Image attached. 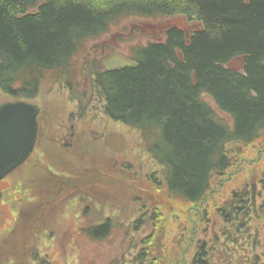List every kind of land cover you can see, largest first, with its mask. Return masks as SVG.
I'll list each match as a JSON object with an SVG mask.
<instances>
[{"label":"trees","instance_id":"16d2710c","mask_svg":"<svg viewBox=\"0 0 264 264\" xmlns=\"http://www.w3.org/2000/svg\"><path fill=\"white\" fill-rule=\"evenodd\" d=\"M163 14L188 25L138 48L137 67L98 72L93 88L107 118L141 132L170 196L193 206L203 203L214 175L232 167L231 147L264 135V0H37L31 7L0 0V91L31 102L43 74L66 69L82 41L121 17ZM204 95L232 125L216 118ZM222 205L215 215L224 225L190 264H264L263 182ZM109 229L92 233L103 239ZM125 264L157 263L141 248Z\"/></svg>","mask_w":264,"mask_h":264},{"label":"rangeland","instance_id":"374dc122","mask_svg":"<svg viewBox=\"0 0 264 264\" xmlns=\"http://www.w3.org/2000/svg\"><path fill=\"white\" fill-rule=\"evenodd\" d=\"M187 22L178 15L122 17L108 32L84 42L66 69L43 74L40 94L30 104H39L52 113L55 122L63 116L67 120L73 113L77 119L73 123L81 124L83 135L74 141L72 157L82 164L81 170L92 168L96 160L101 182L89 176L83 189L67 196L51 195L29 206L2 205L0 264H125L141 248L149 250L157 264H190L197 246L212 242L213 232L224 225L215 213L231 193L252 183L258 186L263 182L264 186L263 135L250 145H230L232 167L225 175H214L203 203H185L170 196L163 170L154 162L141 132L104 115L102 97L93 88V76L130 64L134 50L164 36L170 27H182ZM203 98L218 120L232 125L231 118L211 96ZM16 100L0 91V107ZM93 128L98 130L96 134H104L103 138H94ZM110 132L126 138L123 153L105 144ZM36 147L44 151L46 158L45 142L40 139ZM33 160L35 156L8 178H25ZM28 181L32 187L34 182ZM11 192L13 195L7 192L3 202H17L16 192ZM13 207L19 208L20 218L12 229L17 218ZM107 224L110 229L103 239L81 233ZM241 232L245 234L247 228L241 226Z\"/></svg>","mask_w":264,"mask_h":264},{"label":"flooded vegetation","instance_id":"af4514ba","mask_svg":"<svg viewBox=\"0 0 264 264\" xmlns=\"http://www.w3.org/2000/svg\"><path fill=\"white\" fill-rule=\"evenodd\" d=\"M39 114L40 115L38 116V123L40 126L37 143L40 141V139L45 142L47 159L45 158L44 151H42L41 149L39 151V149H37L36 143V148L33 154L30 156V158L35 156V162L34 164H31L28 174L23 175L25 178H21L19 176L17 177L18 180H15L12 178H8L9 176H6V178L3 179L0 183L1 193H3L2 199H4L7 192L10 196H12V189L14 192H16L15 195L19 194L17 202H14L18 204L17 206L22 205V203L29 204L32 201L38 200L37 198L41 194H46L49 198H51V195L60 197L61 195L67 196L69 194H72L73 191H77L79 190V188L83 189L85 187V177L90 176V178L93 179L97 178L99 184L101 182L100 177H102V175L99 171V168L97 167L96 160H94L92 168L85 166L86 169L81 170L82 164L75 160L74 157H72L73 143L76 139L80 138L81 135H83L81 132V124L77 126L73 123L77 121V119L74 120L73 113H70V116L68 115L69 118L67 120H65L66 116H63L61 120H58L56 122L54 121V116H51L52 113L50 114L48 111L46 112L43 107L41 108ZM97 131L98 130L93 128L91 131V133H93L92 136L94 138L96 137V139L101 138V136L103 138L104 134L98 132L97 134L99 135L97 136ZM33 165H35L37 168L38 166H40V168L46 166L48 171L43 174L41 173L42 175L40 178L37 176V174L32 172V169H34ZM19 169H17V171ZM30 179L32 180V183L34 182V185H32V187L30 186L28 181ZM4 184H6V186L3 189ZM22 193H24V195H27L25 201H20V199L22 198ZM74 200L76 202V198H74ZM7 202L14 206L11 200L7 199L6 203ZM13 208L15 209L14 212L17 214L16 217H18L19 208ZM93 231L94 228H87L85 230H81V233L83 232L88 233L89 235H93Z\"/></svg>","mask_w":264,"mask_h":264},{"label":"water","instance_id":"95a60500","mask_svg":"<svg viewBox=\"0 0 264 264\" xmlns=\"http://www.w3.org/2000/svg\"><path fill=\"white\" fill-rule=\"evenodd\" d=\"M15 1L30 7L37 3V0ZM38 110L22 101L0 107V181L26 163L34 152L39 131ZM105 144L117 153H123L127 147L126 138L117 132L108 133Z\"/></svg>","mask_w":264,"mask_h":264},{"label":"bare ground","instance_id":"6f19581e","mask_svg":"<svg viewBox=\"0 0 264 264\" xmlns=\"http://www.w3.org/2000/svg\"><path fill=\"white\" fill-rule=\"evenodd\" d=\"M36 4H34V6H35ZM28 6V5H27ZM28 7H30V6H28ZM112 17H114L112 20H115L117 17H118V15H117V13L115 12V13H113L112 15H111ZM122 18V17H121ZM120 20V18L118 19V20H116V21H114V22H112V23H110L109 24V27L107 28V30L109 31V29L117 22V21H119ZM188 24H186L185 23V26H182V27H179V26H176V27H179V28H183V27H186ZM173 28H175L174 26H172ZM171 28V27H170ZM107 31V32H108ZM190 34H191V32H186V36L187 37H189L190 36ZM165 35V34H164ZM162 38H164V36L162 35V37H160V38H157V40H161ZM157 40L156 41H153V42H157ZM88 40H84V41H82V42H87ZM153 42H146L147 44L146 45H143L144 47H147L148 45H149V43H153ZM145 43V42H144ZM144 43H142V44H144ZM143 46H141V47H139V48H142ZM139 50H134V53H137ZM137 65H139V61L137 60V58H134V56L132 57V60H131V63L130 64H127V65H123L122 67H124V68H127V69H133L134 67H137ZM19 101H21V100H16V101H14V102H19ZM6 103H12L11 101H9V102H6ZM6 103H3V104H6ZM3 106V105H2ZM36 107L39 109L38 110V114L40 113V110H41V107L39 106V104H37L36 105ZM40 115V114H39ZM38 115V116H39ZM37 121H38V118H37ZM38 125H39V123H38ZM40 126V125H39ZM39 132V131H38ZM38 139V138H37ZM37 143V142H36ZM34 162H35V160H33V164H34ZM25 164V163H24ZM23 165H21L20 167H22ZM20 167H18V169L20 168ZM33 168L34 169H36L37 170V172H33V173H35V174H37V176L38 177H40L41 178V175L43 174V173H45V172H47L48 171V169H47V167L46 166H43V167H41L40 168V166H38V168L35 166V165H33ZM42 173V174H41ZM111 178H114L113 176L111 177ZM1 183V182H0ZM2 196H3V194H2ZM2 196H1V198H0V208H1V206L2 205H6V202H3V199H2ZM17 196H19V194L18 195H16V197ZM21 199H20V201L21 200H23V201H25L26 200V198H27V195H24V193H22L21 194ZM12 198H14V197H12ZM47 198V195L46 194H41V195H39V197L37 198L38 200H35V201H32L31 203H29L28 204V206L30 205V204H36V203H38L37 201H39L40 199H46ZM17 199H18V197H17ZM11 200V199H10ZM22 201V202H23ZM11 202H12V200H11ZM8 203V202H7ZM13 203V205H16V203H14V202H12ZM12 205V204H11ZM20 217H17L16 219H14L13 220V222H12V229L14 228V225L16 226V223L18 222V219H19ZM10 230V229H9ZM9 257L11 258V255H9ZM10 261H13V259L11 260L10 259ZM34 262V261H33ZM6 263V262H5ZM9 263V262H8ZM7 264V263H6Z\"/></svg>","mask_w":264,"mask_h":264}]
</instances>
